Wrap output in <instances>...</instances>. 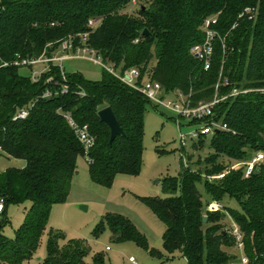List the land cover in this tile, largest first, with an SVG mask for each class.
I'll list each match as a JSON object with an SVG mask.
<instances>
[{
    "label": "trees",
    "instance_id": "1",
    "mask_svg": "<svg viewBox=\"0 0 264 264\" xmlns=\"http://www.w3.org/2000/svg\"><path fill=\"white\" fill-rule=\"evenodd\" d=\"M130 2L0 0V149L26 161L22 168L9 167L0 178V194L7 200L0 223V264L30 260L49 227L53 206L68 197L78 159L85 151L65 113L88 125L96 138L88 160L94 182L109 186L117 174L141 171L145 105L150 102L143 94L107 70L102 80L94 81L80 73L69 74L63 66L64 76L55 63L39 81H33V65L13 63L53 56L69 36L79 45L86 32L88 45L104 61L123 71L136 67L141 78L159 81L167 92L191 95L194 103L213 97L220 74L222 80L230 81L221 86V94L234 86L252 89L216 106V119L228 129L211 135L210 153L202 167L194 171L185 166L180 179L164 178L168 196L145 200L165 225V249L181 251L187 264H237L239 258L231 251L236 239L223 225L227 210L243 234L249 264H264V162L248 177L243 167L230 169L234 161L243 162L264 151V91L255 90L264 88V0H143L137 9ZM214 15L225 47L217 39L211 68L205 70L191 47L203 41V22ZM95 18L101 24L92 29L89 21ZM4 62L9 64L1 66ZM21 68L28 73H21ZM51 76L53 80L48 81ZM46 90L53 95L44 97ZM29 105L26 118L13 119L19 108ZM107 106L124 130L111 144L110 127L98 115ZM198 183H203L206 199ZM228 197L239 203L240 210L224 204ZM26 201L30 207L25 220L14 237L7 236L3 228L9 202ZM212 201L222 203L221 208L209 210ZM105 223L117 242L133 240L149 249L146 237L125 216L107 214L95 232ZM65 239L63 231L49 229L43 264H91L85 260L90 251L86 243L67 239L61 244ZM92 264L113 263L96 253Z\"/></svg>",
    "mask_w": 264,
    "mask_h": 264
},
{
    "label": "rangeland",
    "instance_id": "2",
    "mask_svg": "<svg viewBox=\"0 0 264 264\" xmlns=\"http://www.w3.org/2000/svg\"><path fill=\"white\" fill-rule=\"evenodd\" d=\"M96 58L95 55L86 53L82 57L66 59L63 66L69 74L80 73L86 79L100 81L107 71L101 64L93 61ZM42 67L38 66L37 69ZM20 72L27 74L28 69L21 68ZM168 99H171V96ZM174 118L173 112L167 108L155 107L151 102L146 103L143 163L138 175L117 174L111 185L98 184L90 176L87 155L80 156L78 169L72 178L66 201L53 206L49 227L42 237L36 254L23 264H43L47 256L50 228L65 233L66 239L62 240L61 244L67 239L86 243L90 251L85 260L91 264L96 253H102L105 261L113 264H132L129 262L130 256H134L140 264H187L181 251L169 253L165 249L163 244L165 225L145 200L168 196L164 191V178L180 179L185 166L191 167L194 171L198 170L210 153L207 147L211 136H208L201 143L188 140L182 156L179 129ZM183 129L188 130L187 127ZM25 164L24 159L9 156L0 149V178L9 167L22 168ZM198 188L206 199L208 196L203 183H198ZM212 202L218 204L219 209L221 208L222 203ZM223 202L227 207L240 210L239 203L233 198L228 197ZM81 205H86L87 209L81 208ZM29 207L30 201L9 202L7 223L3 228L7 236L14 237L16 229L25 220ZM227 212L223 220L226 228L231 224L230 212L228 210ZM107 214H121L132 221L146 237L149 249L139 246L133 240L117 242L106 223L96 233L97 224ZM2 221L3 215L0 214V223ZM107 246H110L111 250H107ZM151 250L155 253H151ZM231 251L240 259L239 249L233 247ZM239 259L236 260L237 264Z\"/></svg>",
    "mask_w": 264,
    "mask_h": 264
},
{
    "label": "built area",
    "instance_id": "3",
    "mask_svg": "<svg viewBox=\"0 0 264 264\" xmlns=\"http://www.w3.org/2000/svg\"><path fill=\"white\" fill-rule=\"evenodd\" d=\"M143 0H131L130 4L133 7H139L142 4ZM250 8H247V11H250ZM244 13H241L240 16H243ZM252 17V16H251ZM218 22V16L214 15L208 17L203 22V32L204 39L201 42L195 43L191 47V53L198 60L203 62L204 69L208 70L211 68L212 59L215 51V42L219 39L222 42L223 47H225V37H222L219 34V31L215 28V25ZM101 24V20L98 18L91 19L89 21V26L92 29H95L98 25ZM89 32L82 34L81 43L75 45L74 38L69 36L68 38L61 41V45L58 51L53 56H47L45 54L33 58V59H23L21 61H14V64L22 65H33L30 76L33 81H39L42 75L51 70L52 64L58 63L59 67L62 70V74L65 76V71L63 70V62L69 58L82 57L86 53H91L97 58L93 59L94 62H97L102 65V67L108 72L112 73L118 77L122 82L128 86L138 90L143 94L155 107H164L172 111L175 116V122L179 129V141L181 144L182 156H184L183 150L185 149L188 143V140L199 141V139L213 135L219 130H226L228 126L226 123L217 120L216 115V106L226 100L228 97L237 96L240 93L248 92L252 89H241L234 86L228 93L221 94V86L230 84V81L225 78L222 80V75L220 74L217 83L215 84L214 95L211 99L206 101H200L194 103L191 98V95H186L179 90L172 92H167L162 84L149 77L141 78V72L136 67H131L126 70H121L115 63H108L104 61L97 52L88 45L87 38ZM8 62H4L1 66L8 65ZM38 66H43L42 69H37ZM53 77H49L48 81H52ZM255 90L264 91V88H257ZM62 92L66 91L64 87ZM84 94V92H83ZM53 92L51 90H46L44 92V97H51ZM171 96V99L168 97ZM33 105V104H32ZM29 107L19 108L13 116L14 120L24 119L29 115ZM65 118L68 120V123L73 128L77 138L83 145L85 154L89 160V151L94 146L96 138L91 133L89 126L86 124L78 123L69 113L64 114ZM187 127L188 130L183 128ZM193 142V143H194ZM264 162V151H257L253 157L249 160L240 162L234 161L230 169H239L243 167L245 176H250L255 169ZM225 173L220 175H215L212 178H219L224 176ZM7 208V200L5 196L0 194V214L3 215ZM209 210H218L219 205L210 203L208 206ZM231 224L229 226V232L236 239V248L240 250L241 257L239 259V264H249V259L245 255L243 248V234L238 226V224L230 217ZM107 250H110V246L106 247ZM129 262L132 264H140L134 256L129 257Z\"/></svg>",
    "mask_w": 264,
    "mask_h": 264
},
{
    "label": "water",
    "instance_id": "4",
    "mask_svg": "<svg viewBox=\"0 0 264 264\" xmlns=\"http://www.w3.org/2000/svg\"><path fill=\"white\" fill-rule=\"evenodd\" d=\"M145 33H147V30L144 31ZM99 118L105 122L106 124H108V126L110 127V140L109 143L111 144L113 142V140L118 136V135H123L124 134V130L121 127L114 111L112 110V108L110 106H107L103 109H101L98 112ZM81 208L83 209H87L86 205H81ZM208 219L207 216H204V221H206Z\"/></svg>",
    "mask_w": 264,
    "mask_h": 264
},
{
    "label": "crops",
    "instance_id": "5",
    "mask_svg": "<svg viewBox=\"0 0 264 264\" xmlns=\"http://www.w3.org/2000/svg\"><path fill=\"white\" fill-rule=\"evenodd\" d=\"M111 250V249H110Z\"/></svg>",
    "mask_w": 264,
    "mask_h": 264
}]
</instances>
